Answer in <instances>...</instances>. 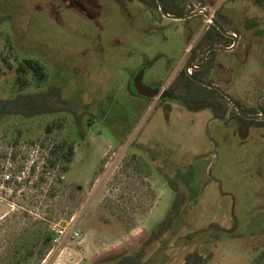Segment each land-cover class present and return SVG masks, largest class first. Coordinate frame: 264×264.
<instances>
[{
  "label": "rangeland",
  "instance_id": "obj_1",
  "mask_svg": "<svg viewBox=\"0 0 264 264\" xmlns=\"http://www.w3.org/2000/svg\"><path fill=\"white\" fill-rule=\"evenodd\" d=\"M203 2L214 16L221 10L240 36L234 50L216 51L209 76L251 108L264 84V7L254 0ZM209 24L205 16L168 19L138 0H0V101L59 85L83 114L80 123L70 112L0 118V154L15 141L25 146L14 162L25 171L17 208L0 218V264H116L165 219L174 200L170 178L186 202L141 264H183L194 250L206 264H264L257 198L264 138L230 117L212 122L211 141L210 110L130 90L148 61L144 82L179 93L178 77ZM26 58L44 65L41 85L31 73L23 76L26 86L19 84L16 68ZM63 141L73 145L69 169H61L62 160L43 169L48 147ZM34 142L43 149L31 158ZM33 160L38 169L27 183ZM43 170L48 177L35 185ZM59 226L78 233L55 241Z\"/></svg>",
  "mask_w": 264,
  "mask_h": 264
},
{
  "label": "trees",
  "instance_id": "obj_2",
  "mask_svg": "<svg viewBox=\"0 0 264 264\" xmlns=\"http://www.w3.org/2000/svg\"><path fill=\"white\" fill-rule=\"evenodd\" d=\"M138 1L143 3L145 2L158 8V3L156 0ZM254 1L264 7V0ZM163 2L168 13L183 15L188 12L187 5L183 3V0H163ZM215 17L226 30L229 31L233 29L231 27L229 18L224 15L221 10L216 11ZM234 32L236 31L234 30ZM192 36V33H188L187 39L190 41ZM232 43V38L223 35L216 26L210 23L205 31H203L201 34L196 44L190 50L186 63L189 64L190 62H195L196 60L201 63L202 54L207 48L214 45L230 46ZM215 55L216 51H211L208 55L206 66L200 71L193 70V75L197 78L214 82L209 76V73L215 64ZM2 59L5 60L3 56ZM146 62L150 64L148 61ZM10 67L12 66L10 65ZM16 71L18 73L17 80L19 81V84L22 86V88L28 84L27 78L23 77L26 74H33L39 85H41L47 78V72L44 65L39 60L33 58L24 59L16 68ZM178 79L181 81L182 90L179 93H175V99L182 103L188 110L200 111L202 109H208L215 116L223 117L226 116L229 110L232 108L231 102L225 96L220 94L215 89L208 88L195 82L185 69H183ZM130 90L133 92L131 85ZM242 107L246 111L253 113L245 106L242 105ZM64 112L73 113L78 119L79 123L83 117V114L75 108L73 102L65 97L59 85H50L45 90L32 92L21 90L14 96L4 98L0 101V118L7 114H18L32 117L48 113L60 114ZM231 118H237L242 124L245 125L264 124V121L245 119L237 113H234ZM51 129L52 126L47 127L48 131H51ZM14 144H16V141ZM48 149L50 156L47 158V162H45L43 165V169L45 166L46 168H55L58 161L62 160L64 165L61 167V169L67 171L69 169L67 164L73 159V145H69L63 141L53 143L52 146L48 147ZM36 167L37 164H34L30 169V173L25 179L27 183L31 180L32 175L36 174ZM45 173L46 170H43L35 185H39L40 182H43L44 179L48 177L47 174L45 175ZM169 183L174 191V200L172 207L165 219L157 225L153 231L152 237L147 240L138 251L124 256L116 264H141L146 255L147 247L152 243V241L156 238H159L162 234H165L174 227L186 202V199L185 195L180 191L179 184L176 180L170 178ZM37 236L39 237V235ZM43 241L45 245L49 244L51 241V236L45 234ZM206 262L207 258L198 250H194L186 253L183 264H206Z\"/></svg>",
  "mask_w": 264,
  "mask_h": 264
},
{
  "label": "water",
  "instance_id": "obj_3",
  "mask_svg": "<svg viewBox=\"0 0 264 264\" xmlns=\"http://www.w3.org/2000/svg\"><path fill=\"white\" fill-rule=\"evenodd\" d=\"M156 1L158 3V7H159L161 14L163 16H165L166 18L174 19V20H185V19L192 17L194 15L203 14L208 19V21L211 24H213L214 26H216L218 28V30L223 35H225L226 37H230L234 40L233 44H231L230 46L214 45V46L207 48L203 52V58H202L203 64L201 67L205 66L208 55L211 51H217V50L231 51V50L235 49V47L239 41L238 35L234 32L233 29H231L229 31L226 30L224 28V26L216 19V17L212 13V11L208 10L205 7H202L201 10L192 11V12H189V13L183 14V15L171 14V13H168L166 11L163 0H156ZM201 67H196V65L194 63L188 64L186 66V72L189 74V76L195 82H197L198 84H201L203 86H206L208 88H212V89L217 90L220 94L225 96L232 104V108L229 110V112L226 116L220 117V116L214 115L209 119V121L207 123V133H208V136L211 139V141H213V138L211 136V128L210 127H211V124L213 121H227L234 113H237L241 117H243L245 119H249V120L264 119L263 114L249 113L246 110H244L243 107L241 106V104L239 103V101H237L235 98H233L227 91L222 89V87L219 84L195 77L192 73V70H190V69H192V68L199 69ZM147 68H148V66L144 65L143 67H141V69H139L136 72V74L132 78V87L134 88L136 94L143 96V97H146V98H156L159 100H162V99H173L174 100L175 94L169 88H167L165 86L154 87V86H151V85L144 82V76H145V72H146ZM0 207H1V210H0V218H1L3 216L4 211L9 210V206L5 203H1Z\"/></svg>",
  "mask_w": 264,
  "mask_h": 264
},
{
  "label": "built area",
  "instance_id": "obj_4",
  "mask_svg": "<svg viewBox=\"0 0 264 264\" xmlns=\"http://www.w3.org/2000/svg\"><path fill=\"white\" fill-rule=\"evenodd\" d=\"M25 146H22L21 144H18L17 146L12 145L9 147V150L5 154H0V159H3L4 155L7 157L6 162H0V204L5 203L9 206V212L10 210L16 209V202L14 200V194L19 191L18 185L21 184L20 181L23 180L25 177V171L18 170L19 166L15 165L16 160H21L22 154L24 153ZM32 153L30 154L31 158L34 156H37L39 151L42 148V146L36 142L31 146ZM48 152H45V155L42 158V163L47 162ZM38 163L33 160V162L30 164V169L34 164H37L36 172L38 169ZM30 169L28 170V175L30 173ZM8 197H12V199H8ZM56 238L55 241H59L60 238L63 236H68L69 234L71 236H74V234H77V228L76 226L74 229L67 230L66 227H56L54 228Z\"/></svg>",
  "mask_w": 264,
  "mask_h": 264
},
{
  "label": "flooded vegetation",
  "instance_id": "obj_5",
  "mask_svg": "<svg viewBox=\"0 0 264 264\" xmlns=\"http://www.w3.org/2000/svg\"><path fill=\"white\" fill-rule=\"evenodd\" d=\"M183 3H185L186 5H187V9H188V12L187 13H189V12H192V11H198V10H201V8L202 7H205V8H207L206 6V4L203 2V0H183ZM186 13V14H187ZM201 16H204L203 14H197V15H194V16H192V17H189V18H187V19H185V20H183V21H188V20H193V19H198V18H200ZM172 20H174V19H172ZM236 33V32H235ZM237 34V33H236ZM238 35V34H237ZM238 37H239V35H238ZM233 42H234V40H233ZM233 44V43H232ZM238 44V43H237ZM232 51V50H231ZM202 58H203V54H202ZM192 63H194L195 65H196V67H201L202 66V62L200 63L199 61H195V62H190L189 64H192ZM145 64H147L148 65V67H149V64L147 63V62H144L143 63V65L141 66V67H143ZM206 64H207V61H206ZM206 64H205V66H206ZM188 65V63H186V65H185V67H184V69L186 70V66ZM204 66V67H205ZM204 67H201V68H199V69H197V68H192V69H190V70H198V71H200V70H203V68ZM135 74H136V72H135ZM135 74H133V76H132V78L134 77V75ZM132 78H131V81H130V85H131V87H132ZM214 81V80H213ZM159 86H163V84H159ZM165 87H167V88H169L172 92H174V94L175 93H177V92H175V91H173L172 90V87L171 86H165ZM133 88V87H132ZM133 93L134 94H136V92H135V90H134V88H133ZM136 95H138V94H136ZM176 98V97H175ZM163 100H168V99H162L161 101H163ZM176 99H174L173 101H175ZM255 102H254V104H253V106L250 108L249 106H247V108L248 109H250L253 113H256V114H263L264 115V84H262L261 83V86H259V91H258V94H257V97L255 98ZM177 101V100H176ZM240 104H241V106L243 105L241 102H239ZM245 105V104H244ZM243 105V106H244ZM244 109V108H243ZM245 110V109H244ZM248 112V111H247ZM250 113V112H249ZM258 120H260V121H264V119H258ZM253 127H254V130H255V132H257L258 133V135H259V137H262V138H264V124H253ZM259 173H260V176L261 177H264V168H261L260 167V170H259ZM264 189V187H262L261 188V190H263ZM260 190V192H259V194L257 195V198H258V202H259V207H258V209L259 210H264V193H262V191ZM19 193V191L17 192V193H15V195H17ZM0 210H1V207H0ZM9 213V210H6V211H4V213H3V216H5L6 214H8Z\"/></svg>",
  "mask_w": 264,
  "mask_h": 264
},
{
  "label": "crops",
  "instance_id": "obj_6",
  "mask_svg": "<svg viewBox=\"0 0 264 264\" xmlns=\"http://www.w3.org/2000/svg\"><path fill=\"white\" fill-rule=\"evenodd\" d=\"M239 37H240V36H239ZM236 46H237V45H236ZM214 82L218 84V82H219V81H216V80H214ZM163 86H165V85L163 84ZM256 97H257V96H256ZM239 102H241V101H239ZM241 103H242V102H241ZM242 104L244 105V104H246V103H245V102H243ZM244 106H245V105H244ZM245 107H246V106H245ZM211 113H212V112H211ZM212 116H214V114H213V113H212ZM254 132H255V130H254Z\"/></svg>",
  "mask_w": 264,
  "mask_h": 264
}]
</instances>
